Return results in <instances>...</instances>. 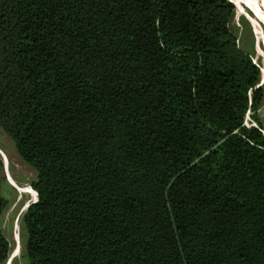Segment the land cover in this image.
<instances>
[{
	"label": "trees",
	"instance_id": "16d2710c",
	"mask_svg": "<svg viewBox=\"0 0 264 264\" xmlns=\"http://www.w3.org/2000/svg\"><path fill=\"white\" fill-rule=\"evenodd\" d=\"M238 7L0 0V128L36 173L25 264H264L261 60Z\"/></svg>",
	"mask_w": 264,
	"mask_h": 264
},
{
	"label": "rangeland",
	"instance_id": "374dc122",
	"mask_svg": "<svg viewBox=\"0 0 264 264\" xmlns=\"http://www.w3.org/2000/svg\"><path fill=\"white\" fill-rule=\"evenodd\" d=\"M264 3V0H262ZM237 17L235 24L239 25V17H245L251 25V33L256 40L255 44V63L257 58L260 61V70L262 81L264 82V28L262 25L247 11L244 7L239 5L236 10ZM256 22V23H255ZM258 22V23H257ZM258 25L259 28L256 26ZM260 29V30H259ZM258 39V40H257ZM249 42V35L242 38L240 43L247 45ZM257 116L262 123L264 133V85H263V99L261 108L257 111ZM245 122L251 125V118L247 115ZM0 152L5 156L7 164L5 165L1 155L0 158L3 163L4 179L0 184V194L7 201L6 210L3 213L1 220L2 230L9 242L11 249L10 255L15 253L10 263L5 264H25L23 259V229L21 225V218L26 210V206L30 205L34 200V192L30 186L31 182L35 180V171L27 164H25L17 154L12 141L0 128ZM8 178V179H7ZM19 188H26L30 193H21Z\"/></svg>",
	"mask_w": 264,
	"mask_h": 264
},
{
	"label": "bare ground",
	"instance_id": "6f19581e",
	"mask_svg": "<svg viewBox=\"0 0 264 264\" xmlns=\"http://www.w3.org/2000/svg\"><path fill=\"white\" fill-rule=\"evenodd\" d=\"M239 5L244 7L264 28V3L262 0H236ZM257 22V23H258ZM256 23V22H255ZM257 25V24H256ZM257 28L258 25L256 26ZM260 30V29H259ZM258 40V39H257ZM264 83V82H263ZM264 85V84H263ZM21 193H30L26 188H19Z\"/></svg>",
	"mask_w": 264,
	"mask_h": 264
},
{
	"label": "water",
	"instance_id": "95a60500",
	"mask_svg": "<svg viewBox=\"0 0 264 264\" xmlns=\"http://www.w3.org/2000/svg\"><path fill=\"white\" fill-rule=\"evenodd\" d=\"M263 84H264V83H263V81L261 80L260 83H259V85L256 86V88H260V87H262ZM247 115H248V114H247ZM252 126H255V125H252ZM0 155H1L3 161H4L5 165H6V164H7V160H6L5 156L2 154V152H0ZM7 179H8V178H7ZM33 192H34V191H33ZM34 195H35V198L37 199V196H36L35 192H34ZM32 203H33V202H32ZM28 206H29V205H27L26 208H27ZM14 256H15V253H14L12 256L10 255V257H9V259H8L7 262L10 263L11 259H12Z\"/></svg>",
	"mask_w": 264,
	"mask_h": 264
},
{
	"label": "built area",
	"instance_id": "2783aa9c",
	"mask_svg": "<svg viewBox=\"0 0 264 264\" xmlns=\"http://www.w3.org/2000/svg\"><path fill=\"white\" fill-rule=\"evenodd\" d=\"M253 62L255 63L254 60H253ZM245 125L249 127V126H252V125H255V124L248 125V124L245 122ZM262 133H263V132H262ZM263 135H264V133H263ZM35 200H36V198H35V195H34V200H33V202H34Z\"/></svg>",
	"mask_w": 264,
	"mask_h": 264
}]
</instances>
